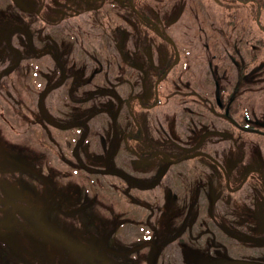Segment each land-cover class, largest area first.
Here are the masks:
<instances>
[{
	"label": "rangeland",
	"instance_id": "374dc122",
	"mask_svg": "<svg viewBox=\"0 0 264 264\" xmlns=\"http://www.w3.org/2000/svg\"><path fill=\"white\" fill-rule=\"evenodd\" d=\"M31 2H23L30 12L11 4L0 17V233L19 251L0 242V264H193L196 252L182 238L209 256L202 264H264V29L255 7L132 0L136 13L128 0ZM117 44L137 63L141 55L159 57L150 80L140 74L139 91L120 85ZM172 65L157 91L155 74ZM101 68L109 78L96 75ZM233 72L251 82L240 99L244 129L189 117L185 81L196 95V84ZM154 93L162 105L146 111L147 121L159 122L146 125L153 134L146 130L145 142L130 144L141 153L173 147V157L187 162L167 165L161 156L143 163L125 151L123 101ZM199 152L221 160L232 187L249 170L263 176L250 173L241 190L224 192L222 170L193 156ZM230 225L235 242H224Z\"/></svg>",
	"mask_w": 264,
	"mask_h": 264
},
{
	"label": "flooded vegetation",
	"instance_id": "af4514ba",
	"mask_svg": "<svg viewBox=\"0 0 264 264\" xmlns=\"http://www.w3.org/2000/svg\"><path fill=\"white\" fill-rule=\"evenodd\" d=\"M24 1H26V3L28 5H30L32 3L31 0H30V2H28L27 0H0V11H1L0 17H1V14H3V19H5L4 15L6 13L4 14V12L8 11L7 6L11 5V4L15 5V7L20 8L23 11H24V9H26L28 12H30L32 9H34L32 6H27L26 4H24L23 3ZM90 1H96V0H90ZM131 1L132 0H128V2H125L124 6L128 7V5H129V7L132 9V11L135 10L137 13V10L135 8V4ZM22 3L24 4L25 7H21ZM19 5H20V7H19ZM138 14L141 15L140 12ZM140 17L142 19V16H140ZM39 19L40 18L37 17V20H39ZM146 21L147 20L142 19V22L147 27L150 24H147ZM14 27L15 26H13V28ZM5 34H7V31H5ZM117 48L120 50V45L117 44ZM33 50H37V49L34 48ZM50 51L52 53H54V55L56 57L57 54H55V51L52 49ZM37 52L42 54V52H40V51H35V53H37ZM125 55L126 54L122 53L120 50V54H119V57L117 58V61L113 65L112 60H111V64L113 65L116 72L119 69V72L121 73V77L123 78L122 81L120 82V85H124V88H126L125 89L126 92H128V91H131V92L132 91H139V88H140L139 85L142 82V77L140 76V74H143V77H145L147 80H150L149 79L150 76H149L148 72L155 70L154 68H152L151 64L153 63V61L155 62L156 60H159V57L155 56V54L152 56L144 55L143 57L141 55L139 57V63H137L136 61H132L131 58H128L127 55H129V54H127L126 56ZM143 59L146 62H151L150 66L144 65V64L141 65L140 62ZM168 61L169 60L167 59L165 62H168ZM159 63H160V61H159ZM215 64H219V63H215ZM234 64L236 67V63H234ZM165 65H167V64H165ZM174 66L175 65H172L170 67H166L163 70V72H159L160 75L155 74L157 77L155 78V80L153 82L151 81V83H154L153 86H154V88H156L157 91L159 90L160 87H161V89H163L164 84L168 81V79H170L171 73L173 72V69H174ZM147 67H148V70H147V72H145V68H147ZM228 68L230 69L231 67H228ZM36 69H38V67H36ZM189 69L185 70L186 73H188L190 71ZM203 71H205V70H203ZM230 72H231V69H230ZM99 74L102 76V78L104 80H105V77L109 78V76H110V72L105 71L103 68H101L96 73V75H99ZM127 74H129L128 78L126 77ZM201 75L202 74H200V76ZM200 76H199V79H200ZM248 76H249L248 74L245 76L243 73V74H241V76H237V78L234 79V72H233L232 76H230V77L229 76L228 77L221 76L222 78L216 77L215 81H212L211 79H209L208 81H206V85L200 86V85L196 84L197 88L198 87L202 88V90L198 91V93H196V95L192 94V92H194V88H195V86H192L193 85L192 82L190 80H189L190 82L185 81V84L183 83L185 85L183 88H184L185 92L188 91V95L184 99V103L188 102L192 106H193V104L196 103V107L194 106L195 108L192 106H188V108L190 107V109H188L189 112L187 113L188 116L192 117L193 119H196L198 117L202 118L203 122L208 127L210 126L211 128L215 127V124L217 125L219 123H223L222 128H224L226 131H227V129H232V130L244 129V127L246 125L244 124L243 121H241V119L239 120L240 112L242 110L241 104H240V99L242 98V96H245L247 92H250L249 90L251 87V82H250ZM185 77H187V76H185ZM226 78L227 79L229 78V79L227 80ZM90 80H91V78H90ZM224 80H227L228 82H225ZM193 82H195V81H193ZM246 87H247V90H245ZM72 90H74V89H72ZM162 100H163V98H161V97L159 98V97L155 96V93H154V99H151L148 101H146L143 97H140L139 94H132V95L126 97V99L123 101L125 111L122 112L121 118L123 121H122V123H121V121H119V126L124 127L126 124L125 127L126 128L128 127V129L130 130V132H128L124 135V141H125L124 145H125V149H126L125 151L132 152L133 154L136 153L139 157V160L143 163L152 162V161H154V159H159V157H161V156H163V160H164V161L162 160L163 164L166 163L167 165H177L178 163L187 162L188 161L187 159H189V157H187V156L182 155V157L178 158V159H175L173 157V153H174V150L172 149L173 147L171 148L170 154H169V152L164 153L162 151L163 149L161 150L160 148L156 149V151H149V149H146V150H144V152L141 153V152L137 151L136 149H134L133 145L130 144L131 142H135V141L145 142V140L148 138V137L144 138V134H145L146 130H148L151 135L153 134V132L150 131V129H148L146 127V125L158 123L159 118L157 120H154V122H148L147 119H149L150 116L146 113V111L150 113V112H155V111L159 110V107H161V105H162ZM77 104L79 105V104H81V102L77 103ZM155 118H156V116H155ZM166 118L169 119V115H167ZM80 122L83 123L84 124L83 126H85V127L89 126V124L87 122H85L83 119H80ZM133 126L135 127V131L133 129ZM163 130H166V129L163 127ZM221 131H224V130L221 129ZM199 155H201L202 157L207 159L209 162L211 161V163H213L218 169L222 170L224 179H226V181H227L226 188L225 189L223 188L224 190L222 189L224 192L225 191L233 192V191L241 190L242 187L244 186V182L248 181L250 173L257 172V173H259V175L263 176V173L258 169L249 170L245 174L243 183L239 186H236V187L233 186L232 187V186H230L232 179L230 178L229 173H227V171L224 168V166L222 165V163H220L221 160L219 158L208 156V154H206L205 152H199L193 156H199ZM159 160H161V159H159ZM163 164H161V163L158 164L160 169L163 168ZM165 170H163V171H165ZM114 171H115V169L113 170V172ZM118 172L120 173V171H118ZM163 175H164V172H160L159 176L163 177ZM137 179L138 178H134L133 180L135 181V183L131 182L130 184L137 186V184H138L136 182ZM139 180H140V178H139ZM94 189H92V192L95 191ZM217 194H218V190L212 189L211 195L217 196ZM193 209L195 210V207ZM186 210L187 209L184 208L185 212H186ZM228 228L229 229L226 230L227 234L225 235L223 240H224V242L225 241L226 242H230V241L235 242V239H236V234H234L235 228H233V226H231V225ZM179 243L185 247L193 248L195 250L196 254L193 253L195 255V257L193 258V261H192L193 264H202V263L207 262V260L209 259V256L206 255L205 252L200 253V256L198 255L199 252H198L197 248H199V244L197 243V241H195L194 242L195 244H194L192 241H189V240L182 238V240ZM4 245L6 247H8L10 250H13L14 252L19 253V251L13 247L12 243H7V244L4 243ZM234 263H239V259L236 258V260H235L234 258H231L230 264H234Z\"/></svg>",
	"mask_w": 264,
	"mask_h": 264
},
{
	"label": "trees",
	"instance_id": "16d2710c",
	"mask_svg": "<svg viewBox=\"0 0 264 264\" xmlns=\"http://www.w3.org/2000/svg\"><path fill=\"white\" fill-rule=\"evenodd\" d=\"M231 3H240L242 5L252 4L255 7V14L258 17L259 25L264 29V23L261 21L264 18V0H229ZM146 23L150 24V20L146 18ZM16 166V163H14Z\"/></svg>",
	"mask_w": 264,
	"mask_h": 264
},
{
	"label": "water",
	"instance_id": "95a60500",
	"mask_svg": "<svg viewBox=\"0 0 264 264\" xmlns=\"http://www.w3.org/2000/svg\"><path fill=\"white\" fill-rule=\"evenodd\" d=\"M0 242L8 243L9 240H8V238L5 235H3L2 233H0Z\"/></svg>",
	"mask_w": 264,
	"mask_h": 264
}]
</instances>
